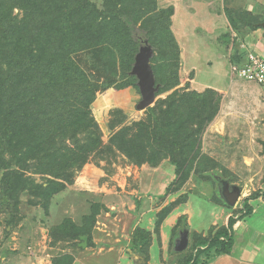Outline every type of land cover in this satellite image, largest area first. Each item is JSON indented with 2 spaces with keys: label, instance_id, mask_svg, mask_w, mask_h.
Listing matches in <instances>:
<instances>
[{
  "label": "rangeland",
  "instance_id": "1",
  "mask_svg": "<svg viewBox=\"0 0 264 264\" xmlns=\"http://www.w3.org/2000/svg\"><path fill=\"white\" fill-rule=\"evenodd\" d=\"M94 1L103 7V0ZM156 2V13L172 9L169 31L179 50L177 59L166 64L177 65L179 78L177 85L157 94L154 106L161 103L166 108L170 99L190 94L203 95L208 101L193 104L203 105L194 114L203 117H194L191 123L197 134L187 154L183 180L175 175L177 182L174 179L169 185L170 191L146 198L139 177L142 167L165 166L169 159L155 167L148 159L134 163L121 153L103 158L95 150L74 180L52 196L47 208L44 198L25 190L14 212L0 210V264H187L190 257L191 264H208L216 257V247L198 255L195 242L213 239L232 217L242 216L246 203L254 207L264 196V92L257 83L248 86L230 77L242 79L235 71L245 62L243 58L238 62L235 55L241 42L252 44L264 38V0ZM22 12L14 8V14L22 16ZM241 17L252 19L253 25L259 22L260 27L241 26ZM235 34L238 39L231 40ZM139 51L138 46L135 57ZM120 54L114 55L117 63L123 59ZM157 55L155 51L153 58ZM78 58L90 69L96 62L92 49L80 52ZM132 69L125 79L120 73L112 77L101 66L97 72L102 80L113 82L98 92L92 105L105 145L117 110L127 117L126 124L148 117L147 109L137 108L142 95L137 78H131ZM162 80L167 78L157 80L160 86ZM120 84L125 85L117 88ZM190 98L182 108L185 111L193 103ZM214 110L215 118L203 123ZM3 174L0 170V191ZM51 178L36 175L34 179L47 185ZM224 182L241 191L234 206L224 197ZM185 227L190 230L189 247L175 252V240Z\"/></svg>",
  "mask_w": 264,
  "mask_h": 264
},
{
  "label": "trees",
  "instance_id": "2",
  "mask_svg": "<svg viewBox=\"0 0 264 264\" xmlns=\"http://www.w3.org/2000/svg\"><path fill=\"white\" fill-rule=\"evenodd\" d=\"M103 1L101 8L94 0H0V170L4 171L0 210L14 212L25 190L44 198L47 208L52 196L74 180L95 150L103 158L121 153L134 163L148 159L155 167L169 159L177 179L183 180L187 154L197 134L191 123L194 117H203L194 114L208 102L205 96L190 94L193 103L187 111L182 109L185 96L170 99L166 108L161 103L148 107L147 119L131 124L117 110L106 145L92 111L98 92L113 83L97 76L100 66L112 77L119 73L123 79L130 77L135 52L146 40L158 54L151 60L160 63L152 65L156 80L167 78L161 81L158 95L177 85V65L166 64L177 59L179 50L169 31L172 9L156 13V0ZM15 7L23 11L22 16L14 14ZM240 19L243 27H260L252 19ZM90 49L96 59L91 69L78 58ZM117 52L123 58L118 63ZM245 53L236 50L238 62ZM196 102L203 105L196 108ZM216 115L214 110L203 123ZM166 139L173 143L167 146ZM36 175L52 178L47 185L38 184ZM244 208L242 216L232 217L213 239L196 241L197 254L213 247L216 256L231 254L235 223L253 212L248 203Z\"/></svg>",
  "mask_w": 264,
  "mask_h": 264
},
{
  "label": "crops",
  "instance_id": "3",
  "mask_svg": "<svg viewBox=\"0 0 264 264\" xmlns=\"http://www.w3.org/2000/svg\"><path fill=\"white\" fill-rule=\"evenodd\" d=\"M236 39H238L237 34L234 36L231 35V40L235 41ZM232 44L234 45V42ZM240 47L241 49L239 50L241 51L245 49L244 51L246 53L244 59H246V56L250 51L264 56V38L262 39V37L259 41L253 42L252 44L248 41L241 42ZM236 50H238V48ZM230 77L232 81L236 80L239 83H243L244 85L246 84L248 86H250L249 84L252 85L255 83L239 78L237 79L232 76ZM232 81L231 84H233ZM258 86L264 92V88L261 85ZM141 172H143V174ZM141 172L139 173L141 188L142 191L144 188L146 190L145 193L147 194H145L144 197L147 198L149 195L151 197H157L159 196L158 194L165 193L169 185L174 181L176 168L169 161L165 166L161 165L157 168H149L148 166H144L142 167ZM155 189L157 190V193H155ZM262 189L264 194V184ZM233 236L235 243L231 254H222L216 256L214 260L208 264H264V196H262L256 202L255 206L253 207V212L250 215L244 217L242 220H238L235 223L233 228Z\"/></svg>",
  "mask_w": 264,
  "mask_h": 264
},
{
  "label": "water",
  "instance_id": "4",
  "mask_svg": "<svg viewBox=\"0 0 264 264\" xmlns=\"http://www.w3.org/2000/svg\"><path fill=\"white\" fill-rule=\"evenodd\" d=\"M264 27V22L261 23ZM155 55V51L148 40L140 45V51L135 57V64L132 69V74L136 76L138 85L142 95V100L137 105L139 110H145L148 107L154 106L157 94L160 90V84L157 83L156 75L151 63ZM223 194L230 205H235L239 198L241 191L237 186L232 189L228 182H224ZM82 239H85L82 236ZM190 244V230L189 228L181 229L179 236L175 240V252H183L188 249Z\"/></svg>",
  "mask_w": 264,
  "mask_h": 264
},
{
  "label": "built area",
  "instance_id": "5",
  "mask_svg": "<svg viewBox=\"0 0 264 264\" xmlns=\"http://www.w3.org/2000/svg\"><path fill=\"white\" fill-rule=\"evenodd\" d=\"M240 78L255 82L264 88V57L255 52H248L242 66L235 68Z\"/></svg>",
  "mask_w": 264,
  "mask_h": 264
}]
</instances>
